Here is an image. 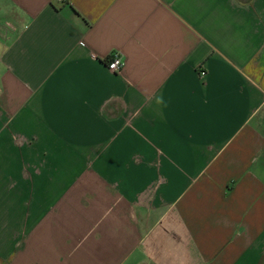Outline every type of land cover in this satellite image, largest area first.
Masks as SVG:
<instances>
[{"label":"crops","instance_id":"obj_1","mask_svg":"<svg viewBox=\"0 0 264 264\" xmlns=\"http://www.w3.org/2000/svg\"><path fill=\"white\" fill-rule=\"evenodd\" d=\"M0 264H264V0H0Z\"/></svg>","mask_w":264,"mask_h":264},{"label":"built area","instance_id":"obj_2","mask_svg":"<svg viewBox=\"0 0 264 264\" xmlns=\"http://www.w3.org/2000/svg\"><path fill=\"white\" fill-rule=\"evenodd\" d=\"M64 2V0H57ZM123 67V58L119 52L113 53L111 59L107 62V69L112 73H119Z\"/></svg>","mask_w":264,"mask_h":264}]
</instances>
